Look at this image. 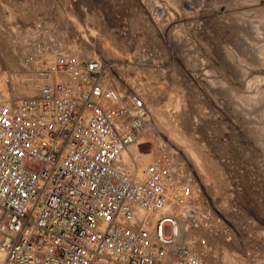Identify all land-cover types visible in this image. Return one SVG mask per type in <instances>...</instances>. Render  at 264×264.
<instances>
[{"label":"rangeland","instance_id":"obj_1","mask_svg":"<svg viewBox=\"0 0 264 264\" xmlns=\"http://www.w3.org/2000/svg\"><path fill=\"white\" fill-rule=\"evenodd\" d=\"M37 51L63 54L69 63L79 58L83 67L99 58V71L82 78L115 92L119 107L136 94L144 109L167 112L174 125L196 120L183 134L203 171L151 125L143 144L152 176L135 179L154 181L167 201L160 215L170 221L166 238L173 220L195 219L177 247L194 256L192 264H264V0H0V73L22 81ZM208 80L228 89H211ZM8 88L5 80L4 97ZM177 249L154 264H182Z\"/></svg>","mask_w":264,"mask_h":264},{"label":"bare ground","instance_id":"obj_2","mask_svg":"<svg viewBox=\"0 0 264 264\" xmlns=\"http://www.w3.org/2000/svg\"><path fill=\"white\" fill-rule=\"evenodd\" d=\"M100 48L113 57L105 46ZM59 56H31L23 62L27 72L22 81L0 73V264L164 260L181 245L185 228L195 219L186 224L173 220V237L164 236L170 221L160 215L167 201L152 188L154 181L149 179V186L140 181L152 176L146 173L151 153L144 147L143 134L151 125L163 131L168 143L187 150L203 171L201 157L184 136L194 131L196 120L181 118L174 125L167 112L150 104L147 121L145 105L136 94L119 107L115 92H101L88 76L82 78L83 71H99V58L87 59L89 65L83 67L79 58L69 63L68 56ZM62 59L65 69L54 70ZM37 69L41 71L35 73ZM5 80L9 96L4 97ZM242 81L254 93L245 75ZM209 83L211 89L227 88ZM87 84L89 90L81 93ZM37 92V100H32ZM230 99L235 109L249 113L240 101ZM6 110L9 115L4 117ZM174 256L182 264L194 262L185 248H178Z\"/></svg>","mask_w":264,"mask_h":264}]
</instances>
